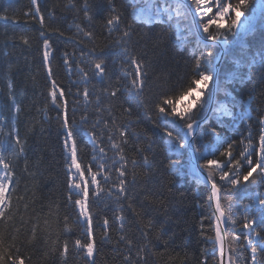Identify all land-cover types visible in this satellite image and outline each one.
Masks as SVG:
<instances>
[{"label": "snow or ice", "instance_id": "snow-or-ice-1", "mask_svg": "<svg viewBox=\"0 0 264 264\" xmlns=\"http://www.w3.org/2000/svg\"><path fill=\"white\" fill-rule=\"evenodd\" d=\"M30 4L23 17L25 23L39 24L36 39L48 88L44 119H54L61 130L64 207L71 210L52 241V254L58 256L59 264H69L73 257L82 264H98L105 245L112 246L116 264H149V256L155 255L151 241L154 223L151 217L145 220L144 201L137 205L130 192L137 184V168L147 177L159 173L161 188L167 174L187 177L198 188L208 190L203 203L197 205L208 209L200 227L211 245L202 253L200 264H264V108L253 109L255 97L250 95L244 111L234 113L232 109L239 105L233 102L231 107H212L210 115H201L219 91L214 83L213 47L239 35L234 30L249 0H119V4L117 0H64L60 11L74 17L76 31L70 38L79 46L78 52L62 53L59 67L67 74L66 88L54 67L58 57L52 42L53 35L65 37L53 25L66 17L58 16L57 5L50 7L48 0H30ZM260 7L264 10V0ZM102 11L107 13L100 17L104 34L97 43L94 25ZM0 23L14 29L20 20L4 9ZM138 24L148 29L139 34L157 44L180 25L187 35L178 34V39L189 44L190 38L196 40L186 60V67L194 61L187 87L178 93L163 90V84L153 87L151 64L133 47ZM154 25L162 26L159 33H153ZM18 39L24 46H32L29 36L21 33ZM6 47L0 49V60L10 55ZM7 81L6 92L0 89L6 99L0 108V264H29L32 257L16 244L26 221L22 219L19 227L12 223L14 234L8 242V226L18 212L13 209V197L23 199L16 195L19 180L14 161L25 160L27 171L28 157L27 133L21 136L19 128L23 104L10 71ZM224 117L231 118L233 128L244 125L238 140L222 137L211 126V119L223 125ZM141 122L151 125L150 133L134 131ZM81 143L89 147L87 159L81 155ZM157 149L166 150L163 160L158 159ZM241 190L245 195L236 202L235 194ZM168 191L171 204L175 195L171 187ZM154 195L159 204L165 203ZM36 229L33 224L29 244L37 238ZM73 232L79 233L74 239Z\"/></svg>", "mask_w": 264, "mask_h": 264}, {"label": "trees", "instance_id": "trees-1", "mask_svg": "<svg viewBox=\"0 0 264 264\" xmlns=\"http://www.w3.org/2000/svg\"><path fill=\"white\" fill-rule=\"evenodd\" d=\"M258 1L249 0V7L245 9L246 16L255 10ZM63 2L64 0H48L50 7L57 5L55 11L58 16L66 17L59 19L53 25L54 28L59 27L65 33V37L52 36L58 57L57 61H54V67L57 69L60 82L66 88L68 77L59 67L62 65V53L72 52L73 49H77L78 52L79 46L76 45L74 39L70 38L76 31L73 26L74 17L70 13L64 14L60 11L59 5ZM225 2L234 3L235 0H225ZM117 3L119 4V0ZM30 7V0H0V11L8 9L9 15L15 14L20 20L14 29L12 26L0 23V49H4L7 45L6 50L10 53L6 60H0V89L6 92L7 76L10 71L11 80L15 83L17 98L23 104L24 111L20 116L19 128L21 136L27 133L28 157L27 171H25V160L14 161L16 176L19 180L16 195L22 196L23 199L17 200L15 196L13 197V209H18V212L14 221L8 226V242H11V234H14L12 223L19 227L23 219L26 223L17 235L16 244L20 246L22 253L32 257L29 264H59L58 256L52 254V241L62 230L64 215L70 213L71 210L64 207L66 196L62 137L59 135L61 130L54 119H44L43 109L47 103L48 88L46 87V74L41 67L38 52L40 44L36 39L39 24L38 22L25 23L23 17L24 11ZM103 7L107 8L106 2ZM260 11L264 14V10ZM106 14V11H102L95 21L97 43L102 42L104 34L100 17ZM257 20L263 23L264 18ZM4 27H7V32L3 31ZM136 27L137 35L133 38L134 51L143 55L146 62H150L149 80L153 87L156 88L163 84V90H175L177 93L182 87H187L192 79L190 68L194 61L186 67V60L190 50L194 49L196 44L191 38L190 44L178 39V34L181 37L187 35L183 30V25L179 26L178 31L166 32L158 44L154 39H145L139 34L148 30L144 25L138 24ZM161 27L160 25L152 26L153 33H159ZM262 27L258 35L244 37L246 52L244 50L243 52L248 57L246 65L243 64V59L235 61L232 67L225 62L228 64L226 70L229 73L220 71L217 83L222 92L216 93L215 107H231L232 103L236 102L240 107L233 108L232 111L239 113L247 109L246 102L250 95H254L252 108L255 109L257 106L264 108V63H261V55L264 54V26ZM21 33L32 39L31 47L24 46L18 39ZM239 36L240 34L232 39L235 40ZM9 37L17 38L10 40ZM213 50L216 56L219 50L215 46ZM111 59L112 56L109 55V60ZM9 65H11V70H9ZM242 65L245 74L239 75L237 68ZM109 67L111 69L112 65L110 64ZM117 74H119L118 68ZM5 103V97L0 95V108H3ZM207 109L208 106L201 113L202 116L205 115ZM51 114L54 115V113ZM223 119V125L218 124L215 119H211L210 124L222 137L238 140L244 125L241 123L238 128H233L230 117ZM134 131L150 133L151 125L141 122ZM81 148V155L87 159L89 147L81 143ZM200 150L203 151V147ZM157 152L160 153L159 160H163L167 155L166 150L161 152L157 149ZM136 172L137 184L130 189V192L135 197L134 202L137 205L140 201H144L145 220L151 217L154 223L151 229V241L155 255L149 256V264H200L202 253L211 249V245L203 238L200 227L201 217L208 215V209L197 207L205 200L208 190L204 187L198 188L194 182H189L187 177L167 174L163 176L165 183L161 188L159 173L155 177H147L141 168H137ZM169 187L175 195L171 204H168V200L172 199L168 191ZM154 193L158 194L159 200L165 203L159 204L157 195ZM181 193L183 197L180 196ZM244 195L242 190L238 191L234 197L235 201L239 202ZM244 203H248V200L245 199ZM165 205H167V215H165ZM204 223L205 226L208 225L207 220ZM33 224L37 225V238L29 244ZM130 227L135 233L136 225L132 224ZM96 231L99 236L100 229L97 228ZM78 234V232H73L70 235L74 239ZM111 248V245L103 247V256L99 258L98 264H116ZM69 264H82V261L73 257L69 260Z\"/></svg>", "mask_w": 264, "mask_h": 264}, {"label": "rangeland", "instance_id": "rangeland-1", "mask_svg": "<svg viewBox=\"0 0 264 264\" xmlns=\"http://www.w3.org/2000/svg\"><path fill=\"white\" fill-rule=\"evenodd\" d=\"M210 2H212V0H210ZM258 5L255 8V10L251 11L249 16H242L241 17V21L240 24L237 26V29H235L234 31L238 32L240 34V36L238 38H236L235 40H233L231 37L228 43H224L221 42L220 44H218V46L220 48H222V52L224 53V56L221 57V65L220 68L217 70L216 74H214L215 79L217 78L218 74H221V70L222 72H226L229 73L228 70H226V66L229 64L230 67H232L233 63L235 61H237L238 59H243V64L246 65L248 62V58H247V54L243 52V50H241L238 46H237V42L241 41L244 42L245 38L244 37H248V36H252L258 33V31H261V28H263L262 26H264V21L263 23L259 22L257 19L261 18L260 15H262L263 13L260 11L262 10L260 7V3L261 0L258 1ZM259 8V9H258ZM215 10V9H214ZM264 15V14H263ZM259 22V24H258ZM225 24L227 23L226 21L224 22ZM251 26H257L258 28H251ZM244 38V39H243ZM221 40L223 41V38H221ZM230 46H235V47H230ZM230 52V53H227ZM228 62V64L226 63ZM214 64V61H213ZM243 65L241 67L237 68V71H239V75H244L245 72L243 70ZM235 69V68H234ZM212 85V84H211ZM219 92H222V89L219 88ZM185 102V101H184ZM216 104V97L215 100L211 101L208 109H207V113H210V108L215 107ZM240 107V106H238ZM203 150H205L203 148Z\"/></svg>", "mask_w": 264, "mask_h": 264}, {"label": "bare ground", "instance_id": "bare-ground-1", "mask_svg": "<svg viewBox=\"0 0 264 264\" xmlns=\"http://www.w3.org/2000/svg\"><path fill=\"white\" fill-rule=\"evenodd\" d=\"M260 17H261V19L262 18H264L262 15H260ZM258 28L257 26H251V28ZM174 33H176V32H174ZM192 39V41L194 42V44H196V40L194 39V38H191ZM238 44H237V46L241 49V50H244V52H246V50H245V45H246V42H241V41H239V42H237ZM230 47H235V46H230ZM237 61H240V59L239 60H237Z\"/></svg>", "mask_w": 264, "mask_h": 264}, {"label": "water", "instance_id": "water-1", "mask_svg": "<svg viewBox=\"0 0 264 264\" xmlns=\"http://www.w3.org/2000/svg\"><path fill=\"white\" fill-rule=\"evenodd\" d=\"M221 56H222V55L219 56V59H218V61H217V63H216V69H215V70H217V68L219 67V63H220ZM216 72H217V71H215V74H216Z\"/></svg>", "mask_w": 264, "mask_h": 264}]
</instances>
